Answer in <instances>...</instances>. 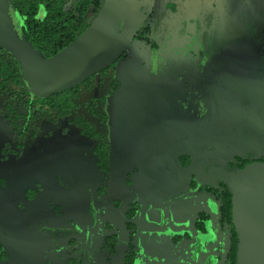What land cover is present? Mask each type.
Returning a JSON list of instances; mask_svg holds the SVG:
<instances>
[{
    "label": "rangeland",
    "instance_id": "obj_1",
    "mask_svg": "<svg viewBox=\"0 0 264 264\" xmlns=\"http://www.w3.org/2000/svg\"><path fill=\"white\" fill-rule=\"evenodd\" d=\"M145 1L153 4L152 12L139 34L146 29L148 39L137 36L115 67L95 74L89 85L80 83L76 99L78 104L97 99L98 109L107 116L103 120L91 115L85 106L73 114L84 116L110 144L108 174L97 165L96 140L66 118L56 123L40 118L29 124V118L21 116L23 133L15 131L8 99L0 91V179L34 235L41 264H125L132 252L133 264H194L195 247L185 238L187 229L173 222L167 202L191 193V180L217 185L220 173L237 157L264 153L260 106L256 126L233 135H194L178 144L174 162L183 154L190 164L181 165L182 178L175 189H166L150 175L153 157L171 148L166 135L169 119L186 110L208 118L214 108L205 63L239 40L264 51V0ZM16 109L28 112L22 104ZM246 131L252 134L246 137ZM133 202L141 209L129 251L125 215ZM154 207L164 209L160 223L146 215ZM214 222L212 215L209 231ZM188 232L192 241L208 243L194 226ZM176 236L182 242L177 243ZM220 244L221 248L209 247L217 254L214 264H223L220 256L227 243L221 239ZM207 255L206 250L205 259ZM4 263L17 264L14 258L0 264Z\"/></svg>",
    "mask_w": 264,
    "mask_h": 264
},
{
    "label": "water",
    "instance_id": "obj_2",
    "mask_svg": "<svg viewBox=\"0 0 264 264\" xmlns=\"http://www.w3.org/2000/svg\"><path fill=\"white\" fill-rule=\"evenodd\" d=\"M10 1L0 0V45L10 50L19 60L27 82L42 97L83 83L116 63L139 35L153 6L145 0H105L90 25L72 43L56 55L46 57L34 48L31 41L20 38L9 26ZM244 47H247L244 41L229 44L217 60L233 55L245 63L242 60L247 55ZM213 86L220 106L217 118L214 121L199 118L170 120L167 137L172 143V149L152 159L149 170L153 177L162 180L170 174L166 161L174 152L178 139L190 134L232 132L234 126L231 120L239 115L236 110L230 109V96L227 93L228 97L224 96L215 82ZM236 184L232 197V214L241 240L238 262L254 264L264 257V162H253L241 169L236 177ZM198 199L200 198L191 196L174 201L170 209L174 222L186 223L191 218L194 203ZM161 216V211L155 208L147 212L151 221L161 222ZM0 222L21 264H24V257L28 264H41L34 237L1 179Z\"/></svg>",
    "mask_w": 264,
    "mask_h": 264
},
{
    "label": "trees",
    "instance_id": "obj_3",
    "mask_svg": "<svg viewBox=\"0 0 264 264\" xmlns=\"http://www.w3.org/2000/svg\"><path fill=\"white\" fill-rule=\"evenodd\" d=\"M68 2L70 5H68ZM101 6L102 2L100 0H11L9 26L20 38L31 41L36 50L42 52L46 57H52L72 43L90 25L92 19H89L88 15L92 13L95 17ZM145 33L146 29L138 37L147 38L144 35ZM115 65L116 63L110 68L115 67ZM93 76L83 83L89 85ZM79 87L80 84L56 92L48 97L36 94L27 82L19 60L10 50L0 45V91L8 99L6 108L14 130L20 132L19 117L21 116L28 117L29 124L31 121L40 118H47L52 123L66 118L69 123L79 126L83 135L96 140L94 153L97 157V165L101 171L108 174L110 144L84 116L73 114L80 106H85L91 115L98 116L103 120L107 116L98 109L99 102L97 99L86 101L83 104L77 103ZM62 95H65V97L61 98ZM17 104L24 105L28 112H18L16 109ZM29 127L30 125L25 130L28 131ZM7 147L10 148L11 144H7ZM4 151L7 153L11 150L7 151V148H5ZM243 165V163H240V166ZM202 189L212 191L220 201L221 218L225 225H229L231 231L230 250L226 257V264H238L241 240L232 223V190L229 187H224L215 192L211 187L206 186ZM136 209L137 205L132 204L127 216L132 218ZM201 217L202 220L197 222V226L204 230L203 219H207L209 216L202 214ZM127 225L130 230L134 226L132 222H128ZM129 235L132 239L133 231H130ZM3 238L4 234L0 227V251L4 248ZM133 256V252L127 254L126 264H133Z\"/></svg>",
    "mask_w": 264,
    "mask_h": 264
},
{
    "label": "flooded vegetation",
    "instance_id": "obj_4",
    "mask_svg": "<svg viewBox=\"0 0 264 264\" xmlns=\"http://www.w3.org/2000/svg\"><path fill=\"white\" fill-rule=\"evenodd\" d=\"M239 41H244L247 44V47L243 48V50L245 49L244 51L247 52L245 59H242L243 61H245V63L241 62L240 59H237L235 56L233 57V55H231V57L229 58L217 60L220 53L229 44L226 45L210 62L205 63L206 65L205 70L209 71L208 81H209V86H210L211 93L213 95V101H214V108L213 110H211L209 117L208 118L196 117L193 114V110H190V111L186 110V112L183 115L172 117L169 119V121L175 120V119H197V118L205 120V121H214L217 118L219 114V109H220V106L215 96V91H214V86H213V82H215L216 87L222 90L224 96L231 97V98L228 97L231 103L230 109L236 110L237 111L236 113L239 116L236 115V119L231 120V123L234 126L231 133L223 132L220 134L213 133V134H208V135H204V134H197V135H204L207 137L214 136V135H224V134L233 135L238 130L242 132L243 128L255 125L254 121L257 117L256 112H258V109L260 106H264V85H263L264 84V51H262L261 49L253 45L250 41H247V40H239ZM239 41L231 42L230 44L237 43ZM152 46H154V44H152ZM226 93L228 96L226 95ZM186 113H188V115ZM234 121L235 123H233ZM251 134H252V131H246V133L245 132L243 133V135H245L246 137H249ZM166 135H167V130H166ZM191 136H194V135L190 134L176 141L174 152L171 154V156L166 161V168L167 170L170 171V174L168 176H165L164 179L160 180V179L153 177L150 173V175L154 179L158 180L160 183H163L166 189H175V187H177L178 180L182 178V173L180 172L181 165L183 164L184 166H186L190 164V161L187 162L185 160V155L183 154L176 156L178 158L175 157V162H174L173 156L176 153L178 144L184 145L186 140ZM259 139H260V142H262L264 145V130H262L261 133H259ZM169 142L171 145V148H170L171 150L172 143L170 140ZM156 156H162V155H155L154 157ZM244 161L246 162L244 163ZM253 162H264V153L258 157L257 156L237 157L230 168L220 173L221 180H219L217 185L197 184L194 180H191V182L189 183V186H190L189 188L192 189V192L190 191L191 193H189L188 195L186 194L181 195L176 199H170L167 202V209L169 210L168 212L172 218L170 209L174 201L180 198L191 197V196L200 198L196 200L194 203V210L191 215V218L186 223H177V224H182L184 229H187V231L185 230L184 235H185L186 240L191 242V243L189 242L187 243H189L190 247L191 246L195 247V251L197 254L195 257H192L193 258L192 262H194V264H214V262L212 261V258L217 254L210 252L209 247L211 246V248H221V244H220L221 239L224 245H225V242L227 243V249L224 253V256L223 255L220 256L222 263L226 264V260H227L226 257L228 256V253L230 250V241H231V233H230L231 231H230L229 225L228 224L225 225L224 221L221 218L220 201L217 199V196L212 191L203 190L202 187H205V186L211 187L215 192L223 189L224 187H229V189L232 190V193H233L237 188L236 177L238 175V172L244 167H246L248 164H251ZM240 163H243L244 165L240 166ZM132 204H136L137 209H136L135 215L132 218H129L127 216V213L130 210V207ZM140 209H141L140 205L138 203L133 202L130 204L126 212V215H125L126 217L125 227H126V231L128 233V238H129V242H128L129 251H131V248H133L132 245H133V239H134L135 228H136L135 218L137 217ZM155 209H158L161 211L162 213L161 222H162V219L164 216V209H160V208H155ZM202 214L209 216L207 219H203V223L205 227L204 230L200 229L197 226V222H199V220H202L201 219ZM212 215H214L215 217V222L212 225L211 231H209L207 223L212 219ZM128 222H132L134 224L131 230L127 225ZM232 223H233V214H232ZM106 225L105 226L107 228L113 229V227L110 224H106ZM190 225L194 226V228L197 231H199L201 234L206 236L208 240L207 241L208 243L206 245H203V243L201 242L198 244L196 241H192L193 237L188 232V227ZM0 227L2 229L1 222H0ZM130 231H133L132 239L130 238V235H129ZM2 232L4 234V238H3L4 248L2 251H0V263L1 261H7L10 258H14L17 264H21L20 260L16 257V251L14 247L11 245V243L6 238L3 229H2ZM212 235H214V237H211ZM181 240H182L181 236H176L177 243L182 242ZM37 248H38V245H37ZM9 249L10 251L8 252L7 250ZM206 250L208 252V255H207V258L205 259L203 254L206 253ZM39 254H40V251H39ZM40 261H41V257H40ZM23 263L28 264L25 257L23 258ZM125 264H126V260H125ZM254 264H264V257H262L261 259H258Z\"/></svg>",
    "mask_w": 264,
    "mask_h": 264
}]
</instances>
